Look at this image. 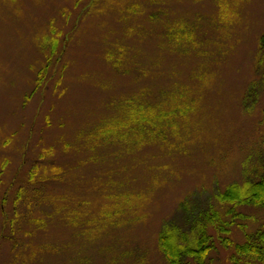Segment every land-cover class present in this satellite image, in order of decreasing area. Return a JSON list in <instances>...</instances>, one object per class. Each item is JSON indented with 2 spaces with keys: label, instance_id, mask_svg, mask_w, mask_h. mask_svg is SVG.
<instances>
[{
  "label": "rangeland",
  "instance_id": "obj_1",
  "mask_svg": "<svg viewBox=\"0 0 264 264\" xmlns=\"http://www.w3.org/2000/svg\"><path fill=\"white\" fill-rule=\"evenodd\" d=\"M263 34L264 0H0V264H168L180 204L258 166ZM162 111L174 128L144 138ZM230 255L216 241L211 263Z\"/></svg>",
  "mask_w": 264,
  "mask_h": 264
},
{
  "label": "trees",
  "instance_id": "obj_2",
  "mask_svg": "<svg viewBox=\"0 0 264 264\" xmlns=\"http://www.w3.org/2000/svg\"><path fill=\"white\" fill-rule=\"evenodd\" d=\"M59 49V42L56 40L50 49L48 64L40 72L37 89L45 82L52 59L59 60ZM255 73L261 76L262 81L254 80L250 84L245 102L252 100L254 93L264 84V34L260 39V59L255 64ZM173 114V111H162L155 120L149 119L145 114L144 138H161L166 129L171 126L173 129ZM156 123L159 124V134L152 128ZM257 163V168L246 177L244 185L233 183L227 186L215 199V204H205V207L197 202L192 207L188 201L180 204L177 220L172 219L166 223L157 238L158 248L168 264H212L210 257L216 250V241H220L231 252V264H264V225H258L254 231L249 232V218L240 211L264 209V151ZM19 195L20 193L18 198ZM234 227L243 231V243H235L231 239Z\"/></svg>",
  "mask_w": 264,
  "mask_h": 264
}]
</instances>
